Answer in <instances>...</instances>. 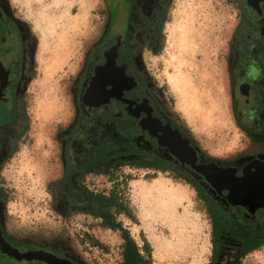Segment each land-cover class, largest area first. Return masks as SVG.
I'll return each mask as SVG.
<instances>
[{
	"label": "rangeland",
	"instance_id": "1",
	"mask_svg": "<svg viewBox=\"0 0 264 264\" xmlns=\"http://www.w3.org/2000/svg\"><path fill=\"white\" fill-rule=\"evenodd\" d=\"M0 1L22 27L29 50L22 88L27 126L18 138L15 134L14 151L0 174L4 230L77 264H122L124 240L120 232L106 227L107 215L63 208L53 188L64 173L60 134L78 112V78L86 53L104 31L110 36L125 32L130 5L127 0H109L108 10L106 0H46L48 18L39 4L28 8L24 0ZM140 4L151 22L138 23L134 48L159 99L210 156L229 159L242 152L249 139L237 125L229 80L239 2L140 0ZM176 78L188 85V95L194 98L188 113ZM113 180L121 184L119 192L131 211V218H115L129 231L146 264H209L214 248L209 205L178 170L108 164L88 173L85 184L96 194H109ZM181 232L193 247L188 243L183 247L177 238ZM145 239L151 254L144 249ZM220 240L216 264H264V246L249 252L230 236ZM157 245L163 249L157 250Z\"/></svg>",
	"mask_w": 264,
	"mask_h": 264
},
{
	"label": "flooded vegetation",
	"instance_id": "2",
	"mask_svg": "<svg viewBox=\"0 0 264 264\" xmlns=\"http://www.w3.org/2000/svg\"><path fill=\"white\" fill-rule=\"evenodd\" d=\"M127 1L130 16L125 32L110 36L104 31L86 53L78 78V112L60 134L63 180L71 184L70 189L74 191L73 188H78L77 182L82 179L85 182L88 173L99 171L108 164L122 167L126 156L130 160L131 157L140 160L144 155L150 164L178 170L201 189L212 204V225L216 221L229 224L226 227L230 231L223 226L221 238L230 236L244 251L255 244L258 248L263 247L264 0H237L241 17L229 54L230 95L237 125L248 136L249 143L242 152L229 159L215 158L204 151L151 87L134 48L138 23L151 21L143 12L140 0ZM106 3L108 7L109 0ZM28 68L26 35L0 1V174L5 160L14 151L15 134L18 138L25 127L23 110H26V103L22 88ZM170 132L190 148L192 162L172 146L167 135ZM209 170L230 173L234 180H244L246 197L250 201L246 205L236 203L226 185L216 182ZM253 174L256 178L251 176ZM70 194H60L62 203L78 196L74 192ZM2 199L0 194V202ZM256 199L261 201L251 202ZM0 229L12 250L21 254L44 251L77 264L65 256L35 248L8 235L2 224L1 211ZM0 264L50 263L17 258L7 252L6 246L0 245Z\"/></svg>",
	"mask_w": 264,
	"mask_h": 264
},
{
	"label": "trees",
	"instance_id": "3",
	"mask_svg": "<svg viewBox=\"0 0 264 264\" xmlns=\"http://www.w3.org/2000/svg\"><path fill=\"white\" fill-rule=\"evenodd\" d=\"M24 113V123L27 126L28 121V115L26 110H23ZM25 131V129H24ZM130 153H133L132 151ZM126 155H128V151L126 152ZM131 157V156H130ZM130 160L129 156H126L125 158V164L133 165L134 167L140 168L143 166L150 167L151 169L155 171L160 172H167L171 170L169 167H160L159 165H153L150 164L149 161H145L146 156H142L140 160H135L134 157H131ZM109 176H112V173L108 172ZM111 179V177H109ZM184 180L191 184L198 194L203 198L209 205V212L211 217V207L212 204H210L209 200L203 196V192L201 189L191 181L184 178ZM118 180H113V183L115 184ZM78 188H73L74 191L70 189L69 183H67L66 180L60 179L54 183L53 190L56 192L57 197V203L59 206L63 208H71V209H82L86 210L87 212L91 214H98L99 212H103L105 215H107V220L105 222L106 227L113 231H118L121 233V236L124 240L123 245V261L122 264H146L143 258L139 254V250L136 247V244L134 240L129 235V231L126 230V228L123 226L122 223L118 222L115 218L117 215H126L127 217L131 218V211L126 207L123 198L121 197L120 191V183L115 184V186L111 189L109 194H96L93 191L89 189V187L85 184L84 180H80L77 182ZM74 185V184H73ZM75 186V185H74ZM75 190H78L76 192ZM71 192H74V194H78L77 197L72 199H66V203H62L63 199L60 198V194H67V196H71ZM1 197L4 199L5 195L2 189H0ZM65 196V195H63ZM66 197V196H65ZM115 213V214H113ZM212 221V219H211ZM228 223H220L218 221L214 222V226L212 228L213 233V255L212 259L209 262V264H216L217 263V248L220 246V238L223 235V226L225 227L226 231H230V228L226 227L228 226ZM255 242V239H254ZM256 248H258V244H255L253 247L246 249L247 251H253ZM144 249L148 252V254H151L150 251V244L145 239L144 241Z\"/></svg>",
	"mask_w": 264,
	"mask_h": 264
},
{
	"label": "bare ground",
	"instance_id": "4",
	"mask_svg": "<svg viewBox=\"0 0 264 264\" xmlns=\"http://www.w3.org/2000/svg\"><path fill=\"white\" fill-rule=\"evenodd\" d=\"M26 2V1H25ZM62 2V1H61ZM44 7V6H43ZM47 12V11H46ZM60 13V12H59ZM189 96V95H188ZM191 99H194L193 97H190ZM182 99V97H181ZM187 106V105H186ZM190 108V107H189ZM169 136V138H171L172 140V146L175 147V149L178 152H181V154L183 155L184 158H186L189 161H193V155L192 152L190 150V148L187 146V144L184 141H179L177 138H175V135L170 132L167 134ZM210 176L218 183H221L223 185L226 186H230V187H237L239 192H242V188L245 187L244 182L243 181H237L234 180L232 178V175L229 174H223L221 172H213L212 170H209ZM253 178H256L255 175H251ZM263 178H260V180H262ZM246 183V182H245ZM246 189V188H245ZM238 195V194H237ZM240 195V194H239ZM240 200H242L243 202H247L249 199L246 197V195H240L238 196ZM238 199V200H239ZM250 201V200H249ZM261 200L256 199L254 201H251L253 203H257ZM184 226V225H183ZM59 264V263H57Z\"/></svg>",
	"mask_w": 264,
	"mask_h": 264
},
{
	"label": "water",
	"instance_id": "5",
	"mask_svg": "<svg viewBox=\"0 0 264 264\" xmlns=\"http://www.w3.org/2000/svg\"><path fill=\"white\" fill-rule=\"evenodd\" d=\"M243 182H244V185H245V181L244 180H243ZM226 188L231 192L230 197L233 196L234 200H236L235 201L236 203L246 205V203L249 202V201L243 202L238 197L240 195H246L247 194L246 193V189H245L246 186L242 188V192H239L237 187H235V188L233 187L232 188L230 186H226ZM0 245L1 246H6L7 247V252L10 253V254H14L15 256H17V258L25 257V258H27L29 260L39 259V260H44V261H46V262H48L50 264H57V263H59V264H74L73 262H71V261H69L67 259H61V258L55 256L54 254H51V253H48V252H44V251H38V252L33 253V254H29V253L21 254V253L17 252L16 250H12L10 248V246L5 242L4 237L2 235V230L1 229H0Z\"/></svg>",
	"mask_w": 264,
	"mask_h": 264
},
{
	"label": "crops",
	"instance_id": "6",
	"mask_svg": "<svg viewBox=\"0 0 264 264\" xmlns=\"http://www.w3.org/2000/svg\"><path fill=\"white\" fill-rule=\"evenodd\" d=\"M26 1V2H25ZM45 1L46 0H24V2L26 3V5H27V7L28 8H33V6L34 5H36V4H39V5H41V7H42V14H45V16L47 17L48 16V18H49V16H50V14H48L49 12H50V10H49V6H46L44 3H45ZM62 2H63V0H61ZM61 2V3H62ZM56 4H58V5H60L59 3H56ZM44 6V7H43ZM64 7H66V5L64 6ZM47 11V12H46ZM61 12L62 11H60V13H57V15H60L61 14ZM39 14H37V16H38ZM59 18H60V16L58 17V20H59ZM182 85L184 86V88H182ZM176 87L179 89V91H181V97H182V103H183V106L185 107V113H188L189 112V107L190 106H192V104H193V100L192 99H190V96H188V93L190 94V91L188 90V85H186L185 84V82L184 81H182V83H181V80H179L178 78H176ZM187 105V106H186ZM202 105V104H201ZM204 108H206V106L205 105H202ZM207 109V108H206ZM185 230L184 229H182V232H184ZM181 232V234H179L178 235V240L179 241H181L182 242V244L184 245L183 247H185V245H187V243H188V245L190 246V247H193V244L189 241V240H187L186 238H185V235H184V233H182ZM186 242V243H185ZM190 242V243H189ZM167 243V242H166ZM179 244H180V242H179ZM162 245L164 246V247H168V246H170V245H164L163 243H162ZM159 249H163L161 246H158L157 245V250H159Z\"/></svg>",
	"mask_w": 264,
	"mask_h": 264
}]
</instances>
